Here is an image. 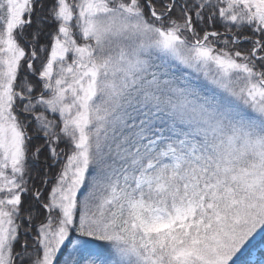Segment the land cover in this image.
Listing matches in <instances>:
<instances>
[{"label": "snow or ice", "instance_id": "snow-or-ice-1", "mask_svg": "<svg viewBox=\"0 0 264 264\" xmlns=\"http://www.w3.org/2000/svg\"><path fill=\"white\" fill-rule=\"evenodd\" d=\"M0 264H264V0H0Z\"/></svg>", "mask_w": 264, "mask_h": 264}, {"label": "rangeland", "instance_id": "rangeland-1", "mask_svg": "<svg viewBox=\"0 0 264 264\" xmlns=\"http://www.w3.org/2000/svg\"><path fill=\"white\" fill-rule=\"evenodd\" d=\"M260 256V254H258V257Z\"/></svg>", "mask_w": 264, "mask_h": 264}]
</instances>
